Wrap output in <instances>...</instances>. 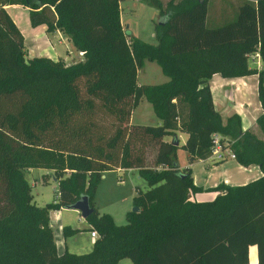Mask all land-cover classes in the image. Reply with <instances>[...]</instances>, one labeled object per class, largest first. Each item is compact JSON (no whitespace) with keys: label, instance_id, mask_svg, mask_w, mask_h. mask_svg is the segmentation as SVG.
<instances>
[{"label":"trees","instance_id":"1","mask_svg":"<svg viewBox=\"0 0 264 264\" xmlns=\"http://www.w3.org/2000/svg\"><path fill=\"white\" fill-rule=\"evenodd\" d=\"M120 1L0 0V264H247L251 244L264 264V174L220 183L210 188L219 192L215 198L196 201L192 193L204 188L178 157L180 147L190 162L210 157L219 131L233 140L241 164L264 172V138L244 130L239 114L224 120L209 84L217 72L257 73L264 134V0H241L235 17L218 25L208 22L211 0H145L159 10L157 43L124 29ZM17 5L28 8L32 26L70 35L83 59L29 57L7 10ZM257 50L261 68L249 63ZM146 60L170 79L139 83ZM143 97L160 123L131 120ZM178 131L188 134L184 143L166 138ZM34 167L51 169L58 183L57 199L44 206L33 202L26 178ZM119 168L138 169L148 183L134 197L140 210L128 211L125 224L93 203L103 173ZM83 195L94 207L90 229L100 237L86 253H59L50 210Z\"/></svg>","mask_w":264,"mask_h":264},{"label":"rangeland","instance_id":"2","mask_svg":"<svg viewBox=\"0 0 264 264\" xmlns=\"http://www.w3.org/2000/svg\"><path fill=\"white\" fill-rule=\"evenodd\" d=\"M167 0H165L166 2ZM213 0L211 1L212 5ZM121 18L124 29L133 36L139 37L147 42L156 43L155 25L160 21L158 8L150 5L145 0H121ZM7 10L14 18L15 22L22 30L25 36V47L29 57L40 55L42 52L34 51L37 44L33 41H42L45 32L32 26L30 22L28 8L17 5L7 6ZM46 45L54 42L46 40ZM74 49L77 47L73 44ZM38 47V46H37ZM31 48L33 51H31ZM61 60L63 64H70L77 61V57L65 59L61 56L53 58ZM250 63L257 66L250 58ZM167 79L160 67L155 61L146 60L145 64L138 69V82L143 84H156L165 82ZM132 120L135 123L158 124L159 118L155 114L152 104L143 97L134 109ZM105 122L109 129L112 128L113 121L105 117ZM258 133L264 137L263 132L258 127ZM179 133V132H178ZM172 139V136H167ZM182 137H180V142ZM155 154L154 149L149 148L147 152L148 161L151 163ZM26 178L31 184L33 202L39 206H44L57 199L58 183L53 175V171L44 167H34L26 171ZM148 188V183L144 177L139 174L136 168L111 169L103 173L94 194L93 203L102 213L108 212L113 215L118 224L127 223V212L135 206L134 197L139 191ZM62 221L65 226L73 230L65 235L69 251L75 253H86L93 248L91 242V224L81 215V212L74 208L62 207ZM54 210L51 209L50 212ZM56 211V210H55ZM53 215V214H52ZM53 228V227H52ZM54 230V229H53ZM118 264H134L130 258L121 259Z\"/></svg>","mask_w":264,"mask_h":264},{"label":"crops","instance_id":"3","mask_svg":"<svg viewBox=\"0 0 264 264\" xmlns=\"http://www.w3.org/2000/svg\"><path fill=\"white\" fill-rule=\"evenodd\" d=\"M163 1L165 2V0ZM211 1L208 13V22L211 25H218L234 18L237 7L241 2V0H213L211 5ZM33 27L42 29L45 32L44 40L33 41L34 46L35 44L38 46H35L36 48L34 51L42 52L40 55H46L52 58L61 56L67 60L73 57H77L78 60L83 59L84 53L78 49H74V42L70 35L59 29L55 31H48L46 24H40ZM46 40L49 42L52 40L54 45L51 43L46 45L44 43ZM31 51H33L32 48ZM257 61L258 64L256 61H254V63L257 64L258 68H261L262 60L260 59ZM250 66L254 65L250 63ZM164 75L167 79L166 81H168L170 77L166 74ZM209 84L212 90L214 104L224 120L233 114H239L244 130L251 129L259 137L264 138L259 135L257 130L259 127L257 124V118L263 111L258 95L257 73L243 76L225 77L221 73L217 72L209 78ZM160 121L161 120L159 119V123ZM178 132L172 135V139L177 136L179 137L180 142V137H182L180 143H184L188 134L183 131ZM178 157L182 168L189 167L191 169L195 184L204 188L202 191L192 193V199L196 201H205L215 198L219 192L211 190L210 188L220 183L231 185L244 184L264 174L258 165L251 164L245 166L237 159L218 161L214 160L212 157H208L195 159L190 162L187 151L181 147L178 149ZM62 210L63 208H60L54 209L50 212V222L54 229L55 241L59 253L69 250L65 239L66 234L63 230L65 225L61 218ZM71 231L72 229L68 227L67 233H70ZM94 241L95 240L91 236V242L93 244ZM248 252L249 261L247 264H259L258 246L256 244H251Z\"/></svg>","mask_w":264,"mask_h":264},{"label":"built area","instance_id":"4","mask_svg":"<svg viewBox=\"0 0 264 264\" xmlns=\"http://www.w3.org/2000/svg\"><path fill=\"white\" fill-rule=\"evenodd\" d=\"M250 57L252 58L253 61H256L258 64L257 60L261 59V54L257 50L251 53ZM232 143H233V140L230 137L222 134L219 131L213 132L212 133V148H211L210 157L218 161H223L227 159H237L236 153L234 152L231 146ZM163 167L164 165H160L158 166V169L163 168ZM90 232L94 240L100 237V234L96 229H91Z\"/></svg>","mask_w":264,"mask_h":264},{"label":"water","instance_id":"5","mask_svg":"<svg viewBox=\"0 0 264 264\" xmlns=\"http://www.w3.org/2000/svg\"><path fill=\"white\" fill-rule=\"evenodd\" d=\"M174 140H175V143L176 144H179V139H178L177 136H175ZM68 208H74V209L79 210L81 212V215L84 218H87L94 211V207H92L90 205V200H89L88 195H83L79 200H77L75 203H73L72 205H70ZM132 210L135 211V212H137V211L140 210V207L137 206V205H135L132 208Z\"/></svg>","mask_w":264,"mask_h":264}]
</instances>
